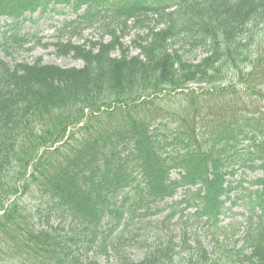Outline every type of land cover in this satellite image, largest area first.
<instances>
[{"label": "trees", "instance_id": "obj_1", "mask_svg": "<svg viewBox=\"0 0 264 264\" xmlns=\"http://www.w3.org/2000/svg\"><path fill=\"white\" fill-rule=\"evenodd\" d=\"M65 9L44 46L79 67L12 57L32 15ZM4 17L0 264H264V0H0ZM238 189L248 215L222 226Z\"/></svg>", "mask_w": 264, "mask_h": 264}, {"label": "rangeland", "instance_id": "obj_2", "mask_svg": "<svg viewBox=\"0 0 264 264\" xmlns=\"http://www.w3.org/2000/svg\"><path fill=\"white\" fill-rule=\"evenodd\" d=\"M36 17L37 16H35L34 18ZM69 18H72V16L49 13L45 15L44 18L39 20L37 23L25 25L19 34L24 35V36H26L25 34L32 36L33 38H32L31 43L34 44V49L32 51L25 52L24 50L15 48L12 42L8 41L6 43V45H8L9 47L8 51L9 52L13 51L12 57L15 58V60L18 59L19 61L25 60L27 62H32L38 58H41L43 63L45 64H52V65L60 66L63 68L79 67L81 64L80 62L74 60L71 57H62L56 53L54 48L52 47L45 48L44 46L46 43H55L57 41L56 32L54 31L53 27H57L58 23H60L61 21L65 19H69ZM0 24L2 25V23ZM4 30L5 28L0 29V47L1 46L3 47V45L5 44V40L2 37ZM84 36L90 39L97 37L96 33L91 30L85 32ZM38 39L40 42H38ZM71 42L75 44L81 43V41H78L76 39H73ZM129 42H130V38L125 39L126 45H128ZM14 51H17V52L14 53ZM133 54H136V52H134ZM0 57H4V54L2 52H0ZM190 87L195 88L196 86H190ZM254 104H256L255 106L257 108H260L263 106L262 104H264V101H261L260 99H258L254 101ZM257 176L258 174H250L248 172L246 174L247 180H252L256 178ZM238 178L239 177H237L236 180H238ZM246 210L247 208L245 207V205L238 204L232 212L234 213V216L236 217L234 221L242 222L244 220L243 216L245 215ZM231 216L232 214H228V216H225V219H223V225H227L231 221V219L233 218ZM203 239H204L205 245L208 247L209 251H211L212 249V244L210 242L211 238L207 234L205 229L203 230ZM130 253L132 255V258L136 257L135 259H137L140 257L138 254H136L135 251H131ZM2 255H0V263L6 258V257H3L4 255L3 256Z\"/></svg>", "mask_w": 264, "mask_h": 264}]
</instances>
